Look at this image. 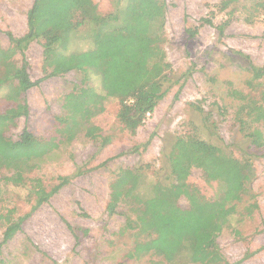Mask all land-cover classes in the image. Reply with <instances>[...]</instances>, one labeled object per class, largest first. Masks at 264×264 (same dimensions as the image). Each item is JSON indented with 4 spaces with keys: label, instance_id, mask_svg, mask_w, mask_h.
<instances>
[{
    "label": "trees",
    "instance_id": "trees-1",
    "mask_svg": "<svg viewBox=\"0 0 264 264\" xmlns=\"http://www.w3.org/2000/svg\"><path fill=\"white\" fill-rule=\"evenodd\" d=\"M237 1L220 0L212 6L225 12ZM165 11V0H115L114 11L106 15L98 12L93 0H34L27 12L26 33L15 37L7 32L11 47L0 48V88L6 90L5 99L25 103V91L33 84L26 72L25 50L32 41L40 42L44 64L63 56L64 59L58 58L60 70H76L81 77L80 85L72 87L64 96L65 113L54 116V136L37 137L24 126L14 140L5 135L4 124H0V185L26 188L34 199L27 215L10 219L3 225L0 252L2 245L21 230L25 217L48 201L69 179V176L60 177V182L47 191L41 179L26 176L36 162L61 144H70L81 132L104 147L110 137L103 136L92 119L104 110V102L109 98L118 101V122L134 133L171 87L179 83L171 74L162 46ZM254 12L264 14V0L247 7L244 19L252 22ZM213 13L210 11V15ZM200 23L214 27L220 39L229 20L214 24L209 16L201 18ZM197 32V27L186 29L189 38ZM78 39L88 42V48L72 50L71 44ZM17 52L22 56L21 64L13 60ZM245 59L248 70L258 76L252 77L258 83L248 81V86L255 88L257 94L241 90L235 93L243 108L237 107L232 115L239 136L232 149L217 135L212 113L206 112L205 120L210 122L213 131L192 124L188 134L164 139L161 154L167 162L166 173H153L149 179L148 164L120 168L115 173L109 184L110 200H119L122 209L116 210L110 205L107 210L110 215L119 214L124 218L121 232H132L133 245L124 254L125 263L147 256V264H233L221 252L217 237L228 221L232 204L245 197L254 200L253 162L264 156V135L257 126L264 122V83L261 81L264 64L256 66L248 57ZM190 73L188 70L184 75ZM91 77L99 79L101 92L88 84ZM194 106L203 112L201 106ZM215 106L220 115L228 112L226 106L216 102ZM212 134L219 141L212 139ZM148 142L142 144L143 148ZM193 167L200 168L207 180L217 181L219 189L213 200L205 198L195 185L187 182ZM82 172L78 166L71 176ZM181 196L187 199V206L179 204ZM257 208L256 201L245 207L249 213Z\"/></svg>",
    "mask_w": 264,
    "mask_h": 264
},
{
    "label": "rangeland",
    "instance_id": "rangeland-1",
    "mask_svg": "<svg viewBox=\"0 0 264 264\" xmlns=\"http://www.w3.org/2000/svg\"><path fill=\"white\" fill-rule=\"evenodd\" d=\"M33 1L0 0V48L11 47L7 32L15 37L26 33L27 12ZM165 1L162 46L171 74L179 83L171 87L134 133L118 122V101L109 98L104 102V110L92 119L100 133L110 137L104 147L81 132L70 144H61L36 162L26 176L41 179L47 191L60 182V177L69 176V179L48 201L31 211L23 220L21 230L2 245L0 264H147V256L125 263L124 254L133 245L132 232H121L124 218L119 214L110 215L107 210L110 205L116 210L122 209L119 200H110L109 184L115 173L120 168L140 164L149 165L146 171L149 179L153 173H166L167 162L161 154L164 139L188 134L192 124L213 131L210 122L205 120L206 112L212 113L217 135L225 144H230L232 149L231 145L238 142L232 115L237 107L243 106L239 105L235 93L241 90L256 95V89L248 86V81L258 83L252 79L258 76L248 70L245 58L256 66L264 64V14L254 12L252 22L244 19L246 8L257 0H239L225 12L212 6L220 0ZM93 2L100 14L114 11L115 0ZM210 11L214 13L210 15ZM209 16L214 24L229 20L220 39L214 27L200 23L201 18ZM188 27L198 28L192 38L186 35ZM71 45L72 50L89 46L81 39ZM58 58L65 57H54L44 64L38 41H32L26 48V72L33 84L25 91L24 105L5 99L6 90L0 88V124H4L6 136L17 139L24 126L37 137L55 135L54 116L65 113L64 96L72 87L80 85L81 77L76 70L62 72ZM13 60L21 64V54L17 52ZM188 70L191 73L185 76ZM261 81L264 83V79ZM88 84L101 92L97 77H91ZM215 102L226 106L228 112L220 115ZM192 103L201 106L203 112ZM257 126L264 135V122ZM211 138L219 141L215 134ZM148 140L143 148L142 144ZM135 146L137 150H133ZM253 165L254 200L245 197L232 204L228 221L217 237L221 252L233 264H264V156L256 158ZM78 166L83 172L71 176ZM187 182L195 185L208 200H213L219 189L217 181L207 180L197 167L191 169ZM254 201L258 208L249 213L245 207ZM33 204L34 199L26 188L0 185V241L3 225L10 219L27 215ZM179 204L184 207L188 201L181 196Z\"/></svg>",
    "mask_w": 264,
    "mask_h": 264
}]
</instances>
